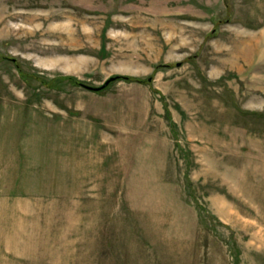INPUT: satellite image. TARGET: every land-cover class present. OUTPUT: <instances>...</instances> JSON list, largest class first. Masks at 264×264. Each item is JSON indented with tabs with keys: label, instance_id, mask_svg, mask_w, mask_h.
Wrapping results in <instances>:
<instances>
[{
	"label": "rangeland",
	"instance_id": "obj_1",
	"mask_svg": "<svg viewBox=\"0 0 264 264\" xmlns=\"http://www.w3.org/2000/svg\"><path fill=\"white\" fill-rule=\"evenodd\" d=\"M0 264H264V0H0Z\"/></svg>",
	"mask_w": 264,
	"mask_h": 264
},
{
	"label": "water",
	"instance_id": "obj_2",
	"mask_svg": "<svg viewBox=\"0 0 264 264\" xmlns=\"http://www.w3.org/2000/svg\"><path fill=\"white\" fill-rule=\"evenodd\" d=\"M117 77L113 76L111 78H109L103 85L101 86H92V85H88V84H84L82 83V85H84L85 87H88L92 90H100L103 89L104 87H106L111 81L115 80Z\"/></svg>",
	"mask_w": 264,
	"mask_h": 264
},
{
	"label": "trees",
	"instance_id": "obj_3",
	"mask_svg": "<svg viewBox=\"0 0 264 264\" xmlns=\"http://www.w3.org/2000/svg\"><path fill=\"white\" fill-rule=\"evenodd\" d=\"M140 80V79H139ZM141 81V80H140ZM80 84H82V83H80Z\"/></svg>",
	"mask_w": 264,
	"mask_h": 264
}]
</instances>
